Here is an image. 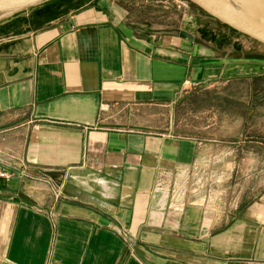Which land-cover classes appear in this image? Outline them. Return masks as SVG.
<instances>
[{"label": "crops", "instance_id": "0c3cea01", "mask_svg": "<svg viewBox=\"0 0 264 264\" xmlns=\"http://www.w3.org/2000/svg\"><path fill=\"white\" fill-rule=\"evenodd\" d=\"M170 1L0 14V264H264V190L203 182L224 155L172 115L251 63L231 29Z\"/></svg>", "mask_w": 264, "mask_h": 264}, {"label": "rangeland", "instance_id": "374dc122", "mask_svg": "<svg viewBox=\"0 0 264 264\" xmlns=\"http://www.w3.org/2000/svg\"><path fill=\"white\" fill-rule=\"evenodd\" d=\"M167 3L160 5L172 7L178 18L187 13L190 19L191 13L198 12L210 17L187 0ZM219 27L231 29L222 23ZM231 32L240 41L236 55L251 66H240L239 75L229 82L190 90L179 99L172 115L179 134L205 141V152L219 151L224 155L205 165L208 172L203 182L217 185L219 180L220 192H229L235 200L244 194L254 198L259 189L264 190V66L254 65H264V45L233 29ZM161 124L162 120H157V128ZM211 140L219 143H207ZM233 151L235 158H228Z\"/></svg>", "mask_w": 264, "mask_h": 264}, {"label": "water", "instance_id": "95a60500", "mask_svg": "<svg viewBox=\"0 0 264 264\" xmlns=\"http://www.w3.org/2000/svg\"><path fill=\"white\" fill-rule=\"evenodd\" d=\"M44 1L46 0H0V14L20 10ZM187 1L218 22L264 45V8L256 0L252 1L250 6L241 0ZM254 4L257 6L253 7Z\"/></svg>", "mask_w": 264, "mask_h": 264}, {"label": "bare ground", "instance_id": "6f19581e", "mask_svg": "<svg viewBox=\"0 0 264 264\" xmlns=\"http://www.w3.org/2000/svg\"><path fill=\"white\" fill-rule=\"evenodd\" d=\"M243 1L244 3L248 4V6H250V3L254 0H241ZM258 2L259 5H261L262 8H264V1L263 0H256ZM253 7H256L257 5H252ZM251 6V7H252Z\"/></svg>", "mask_w": 264, "mask_h": 264}, {"label": "trees", "instance_id": "16d2710c", "mask_svg": "<svg viewBox=\"0 0 264 264\" xmlns=\"http://www.w3.org/2000/svg\"><path fill=\"white\" fill-rule=\"evenodd\" d=\"M194 6V5H193ZM196 7V6H195ZM199 9V8H198ZM201 12L205 13L204 11H202L201 9H199Z\"/></svg>", "mask_w": 264, "mask_h": 264}, {"label": "built area", "instance_id": "2783aa9c", "mask_svg": "<svg viewBox=\"0 0 264 264\" xmlns=\"http://www.w3.org/2000/svg\"><path fill=\"white\" fill-rule=\"evenodd\" d=\"M1 176H3V177H4V176H5V174H1Z\"/></svg>", "mask_w": 264, "mask_h": 264}]
</instances>
